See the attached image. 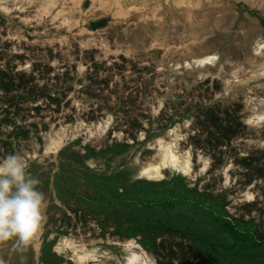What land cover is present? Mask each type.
<instances>
[{"label":"rangeland","instance_id":"1","mask_svg":"<svg viewBox=\"0 0 264 264\" xmlns=\"http://www.w3.org/2000/svg\"><path fill=\"white\" fill-rule=\"evenodd\" d=\"M151 1L159 26L126 30L130 20L86 0L69 30L57 11L38 16L39 2L6 11L0 0V157L22 155L45 197L39 239L23 252L0 245L4 264H78L128 238L156 264H264V122L249 120L264 110V0H202L192 21L186 4ZM209 52L213 62L183 65ZM177 133L192 177L139 179L156 140Z\"/></svg>","mask_w":264,"mask_h":264},{"label":"bare ground","instance_id":"2","mask_svg":"<svg viewBox=\"0 0 264 264\" xmlns=\"http://www.w3.org/2000/svg\"><path fill=\"white\" fill-rule=\"evenodd\" d=\"M10 5L5 7L6 11H9L11 8H15L18 4L23 6L26 4H36L40 3L39 15L40 17L44 15L54 14V20L58 17L60 22V27H66L69 30H72L74 27L80 25L79 14L83 13L82 5L86 0H9ZM70 1L71 4L70 5ZM94 13L103 12V13H112L115 18L121 19L120 22L124 20H130V27L126 30H131L132 28H139L141 22H153L156 26L161 25L162 18L159 16V11L162 7L161 3L153 2L151 0H129L126 4L123 3V0H91ZM176 5H187V14L188 21H192L194 18V9L202 6V0H172ZM140 4V6H139ZM155 4V5H153ZM24 8V7H23ZM59 9V10H58ZM12 10V9H11ZM146 10H150L149 13H145ZM142 11H145L142 13ZM88 18L85 22H88ZM206 22L205 19L201 23ZM80 32L88 33L90 40H97L95 35H91L89 29L82 27L79 29ZM137 29H133L136 31ZM161 32L157 31V36ZM157 38V37H156ZM157 40V39H154ZM256 45V52L260 51L264 47V41L258 40ZM126 54L132 55V49L120 48ZM218 57V52H209L203 55H198L186 60L183 65L191 66L195 65H204L206 63H211L216 60ZM259 71H264V64ZM257 72V71H256ZM205 76V75H203ZM214 76V74H213ZM227 82H231V79L228 78ZM251 123L261 124L264 122V110L254 112L250 119ZM109 120L104 121V123L99 122L96 124V130L92 129L89 131V137H94L96 134L103 136L106 133V130L109 126ZM174 132V129H171V133ZM75 131H72V134ZM65 134V133H64ZM58 136V135H57ZM175 140L169 142L165 141L164 138H158L156 144L151 148L154 149V154L152 160L141 163L138 165L137 177L142 180L152 181V182H163L167 177V172L171 176H181L186 178L192 177V151L187 150L181 152L178 150V142L181 140L182 134L177 133ZM63 139V138H62ZM174 141V142H173ZM54 141L47 144V147L50 148ZM264 145V140L262 141ZM52 148V147H51ZM54 150V149H53ZM129 151L120 155L113 156L112 164L117 165L121 160L128 158ZM202 161L201 171L207 168L208 158L200 156ZM200 161V160H199ZM247 196L249 199L254 198L252 192H248ZM72 246L65 243L60 246L59 252L61 254L67 253V249ZM70 249V248H69ZM73 250V249H72ZM81 250V249H80ZM73 252V251H72ZM79 249H74V257L79 256ZM66 256V255H65ZM82 257V258H81ZM80 257L81 260L78 261V264H156L155 259L148 253L144 246H142L136 238H128L126 240H109V248L106 251H100L98 248H94ZM77 258V257H75ZM75 260V259H74Z\"/></svg>","mask_w":264,"mask_h":264},{"label":"clouds","instance_id":"3","mask_svg":"<svg viewBox=\"0 0 264 264\" xmlns=\"http://www.w3.org/2000/svg\"><path fill=\"white\" fill-rule=\"evenodd\" d=\"M29 163L19 153L0 157V245L14 249L34 246L43 228L45 197L40 180L30 174ZM0 264H4L0 260Z\"/></svg>","mask_w":264,"mask_h":264},{"label":"trees","instance_id":"4","mask_svg":"<svg viewBox=\"0 0 264 264\" xmlns=\"http://www.w3.org/2000/svg\"><path fill=\"white\" fill-rule=\"evenodd\" d=\"M145 181H147V180H145ZM149 182H151V181H149Z\"/></svg>","mask_w":264,"mask_h":264}]
</instances>
